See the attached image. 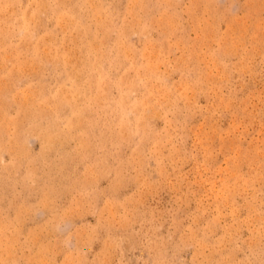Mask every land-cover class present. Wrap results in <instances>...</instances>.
<instances>
[{
	"label": "rangeland",
	"instance_id": "rangeland-1",
	"mask_svg": "<svg viewBox=\"0 0 264 264\" xmlns=\"http://www.w3.org/2000/svg\"><path fill=\"white\" fill-rule=\"evenodd\" d=\"M0 264H264V0H0Z\"/></svg>",
	"mask_w": 264,
	"mask_h": 264
}]
</instances>
